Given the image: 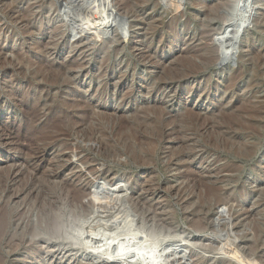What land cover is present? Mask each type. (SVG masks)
<instances>
[{"label": "rangeland", "instance_id": "374dc122", "mask_svg": "<svg viewBox=\"0 0 264 264\" xmlns=\"http://www.w3.org/2000/svg\"><path fill=\"white\" fill-rule=\"evenodd\" d=\"M128 262L264 264V0H0V264Z\"/></svg>", "mask_w": 264, "mask_h": 264}, {"label": "water", "instance_id": "95a60500", "mask_svg": "<svg viewBox=\"0 0 264 264\" xmlns=\"http://www.w3.org/2000/svg\"><path fill=\"white\" fill-rule=\"evenodd\" d=\"M98 195V194H97ZM99 256L100 260L101 261H104V262H108V261H116V262H124L123 260H121L122 256H119V254L115 255L116 257L114 256H109V255H97ZM130 262H128L129 264ZM123 264H127V263H123ZM131 264V263H130Z\"/></svg>", "mask_w": 264, "mask_h": 264}, {"label": "bare ground", "instance_id": "6f19581e", "mask_svg": "<svg viewBox=\"0 0 264 264\" xmlns=\"http://www.w3.org/2000/svg\"><path fill=\"white\" fill-rule=\"evenodd\" d=\"M92 1H93V0H92ZM80 32H81V31H80ZM81 33H82V32H81ZM84 33H85V32H83V34H84ZM86 33H87V32H86ZM86 33H85V34H86ZM88 33H89V32H88ZM90 33H91V32H90ZM104 34H105V33H104ZM104 34H103V35H104ZM76 35H78V34H76ZM93 35H94V32H93ZM98 35H99V34H98ZM98 35H97V36H98ZM83 36H84V35H83ZM87 36H88V35H87ZM90 36H91V35H90ZM97 36H96V38H97ZM106 36H107V35H106ZM106 36H105V37H106ZM91 37H92V36H91ZM98 37H99V36H98ZM99 39H101V38H99ZM97 40H98V39H97ZM98 41H100V40H98ZM98 41H97V42H98ZM97 42H96V43H97ZM109 43H110V42H109ZM176 77H177V76H176ZM80 194H81V193H80Z\"/></svg>", "mask_w": 264, "mask_h": 264}]
</instances>
